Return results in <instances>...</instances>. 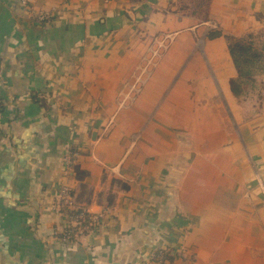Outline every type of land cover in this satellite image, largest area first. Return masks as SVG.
Masks as SVG:
<instances>
[{
    "label": "crops",
    "instance_id": "crops-1",
    "mask_svg": "<svg viewBox=\"0 0 264 264\" xmlns=\"http://www.w3.org/2000/svg\"><path fill=\"white\" fill-rule=\"evenodd\" d=\"M248 34L264 0H0V264H264Z\"/></svg>",
    "mask_w": 264,
    "mask_h": 264
},
{
    "label": "trees",
    "instance_id": "trees-1",
    "mask_svg": "<svg viewBox=\"0 0 264 264\" xmlns=\"http://www.w3.org/2000/svg\"><path fill=\"white\" fill-rule=\"evenodd\" d=\"M226 39L229 53L237 70L238 79L250 80L255 75L264 73V43L257 42L250 34L243 37L228 35ZM232 85L235 91H238L235 87L236 81H233ZM71 195L73 194L71 193ZM76 212L77 210H74L70 213L75 215ZM155 256L162 261L169 259L171 256L170 250L169 248L158 250Z\"/></svg>",
    "mask_w": 264,
    "mask_h": 264
},
{
    "label": "built area",
    "instance_id": "built-area-1",
    "mask_svg": "<svg viewBox=\"0 0 264 264\" xmlns=\"http://www.w3.org/2000/svg\"><path fill=\"white\" fill-rule=\"evenodd\" d=\"M21 2V4H27V1L28 0H19ZM37 19L38 20H41V21H45V20H48V18L50 17L49 13L47 11H41L39 12L37 15H36ZM1 142V140H0ZM58 200H59V204L61 206H72V198H71V195H70V192L67 188H62L60 191H59V194H58ZM75 217V225L78 226L81 221L83 220V218L85 217L84 215V210L80 209L78 211V213L76 214ZM63 234V237L64 238H70L71 237V232L70 230H64L62 232Z\"/></svg>",
    "mask_w": 264,
    "mask_h": 264
}]
</instances>
